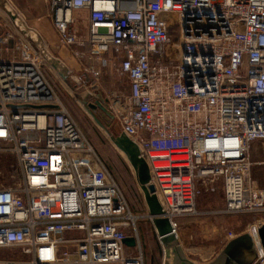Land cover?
Instances as JSON below:
<instances>
[{
    "label": "built area",
    "instance_id": "1",
    "mask_svg": "<svg viewBox=\"0 0 264 264\" xmlns=\"http://www.w3.org/2000/svg\"><path fill=\"white\" fill-rule=\"evenodd\" d=\"M47 1L90 88L105 68L126 76L128 93L108 110L137 144L176 236L200 184L222 181L223 213L264 212L251 175L264 165L252 158L264 155V0ZM75 11L87 12L84 35L71 30ZM41 67L17 31L0 33V151L18 174L0 188V249L16 253L0 264H143L124 253L136 217ZM255 243L250 264H264Z\"/></svg>",
    "mask_w": 264,
    "mask_h": 264
},
{
    "label": "rangeland",
    "instance_id": "2",
    "mask_svg": "<svg viewBox=\"0 0 264 264\" xmlns=\"http://www.w3.org/2000/svg\"><path fill=\"white\" fill-rule=\"evenodd\" d=\"M6 1L24 20L25 24L34 29H36L34 25L37 22L36 19L49 14L47 0ZM78 14L79 12H73L74 20L71 25V30H75L79 35H84L86 33V27L84 28L83 22L84 15ZM45 18H49V22L53 26L51 18ZM0 20L2 22L7 21V29L13 28L17 31L2 7V3H0ZM176 31L177 27L172 22L168 28L170 40L174 41L176 39ZM49 34V39L53 43H48L49 41L43 39L45 47L53 57L59 58L69 67L70 82L74 83V80L77 79L79 86H83L88 90L93 95V100L98 99L105 108L107 117H111V112L108 108L115 106V103L120 106L122 96L128 93L129 88L126 76L118 74L115 67L111 66L102 71L101 77L97 82V87L90 88V85H93L92 79L86 78L83 75V67L71 53V48L60 41L55 29L54 33L52 31ZM41 68L44 77L52 87L56 96L73 116L87 141L117 182L126 199L129 212L136 217L135 226L131 223L126 229V233H131L136 237L137 245H124L125 255L142 257L143 264H177L176 254L171 253L170 256H166L164 253L165 247L160 242L147 216V208L142 192L135 180L133 169L129 165L123 152L114 146L108 132L96 124L92 117L79 104L78 100L73 97L71 94L72 91L65 87L52 68L43 60ZM106 114L104 112L102 113V121L106 123L107 130L112 135L119 134L120 125L118 121L112 117L111 120L110 118H108L109 120L106 119ZM252 158L255 161H263L264 155L259 154L257 156L253 154ZM16 168L15 157L7 151H0V188L9 187L16 183L18 178ZM251 175L258 177L259 185L264 187V165H254L251 170ZM206 184H200L201 190L196 199V213L177 218L176 245L180 250H184L189 258H193L194 260H198L200 256L198 253L199 250L200 253H203V257L210 255V259L206 263L209 264L213 260L223 256V249L231 239L248 231H254L257 226L253 224H259L264 220V212L242 214L223 213L221 212L224 205L222 181L216 180L212 183V187L210 185L206 186ZM13 257H16L15 251L0 249V258Z\"/></svg>",
    "mask_w": 264,
    "mask_h": 264
},
{
    "label": "water",
    "instance_id": "3",
    "mask_svg": "<svg viewBox=\"0 0 264 264\" xmlns=\"http://www.w3.org/2000/svg\"><path fill=\"white\" fill-rule=\"evenodd\" d=\"M0 3H2V7L15 29L27 41L34 52L52 68L65 87L72 91L71 94L73 97L78 100L79 104L92 117L96 124L108 132L114 146L125 155L129 165L133 169L135 180L142 192L147 208V216L160 242L165 247V255L169 256V250L173 249L182 261L193 264L186 257L182 256L180 249L176 245L177 236L172 232L168 218L163 216L164 212L158 198L156 187L151 183L149 167L140 155L137 144L122 132L117 135L109 133L106 123L102 121V113H107L105 108L99 102L93 100V95L88 90L83 86H79L77 79L74 80V83L70 82L69 67L59 58L53 57L50 54L45 47L40 33L36 29L27 26L24 20L6 0H0ZM108 118L111 120V117H107L106 114V119ZM256 232L261 246L264 247V223L257 228ZM123 243L127 246H136L137 239L134 236H126L123 238ZM222 253L224 256V262L222 264H250L256 255V243L253 234L248 231L231 239L225 245Z\"/></svg>",
    "mask_w": 264,
    "mask_h": 264
},
{
    "label": "crops",
    "instance_id": "4",
    "mask_svg": "<svg viewBox=\"0 0 264 264\" xmlns=\"http://www.w3.org/2000/svg\"><path fill=\"white\" fill-rule=\"evenodd\" d=\"M77 12H79V14H81V15H84L83 22H84V27H86V25H87V12L86 11H76V13ZM45 17H50V16H49V14H47V15H45ZM45 17L44 16H41L40 18H37L36 19L37 22L34 25H35V28L41 33L43 39L46 40V41H49L48 43H51L52 44L53 42H51V40L49 39V35H50L49 33L52 32V31L54 33V28L51 25V23L49 22L50 19L49 18H45ZM7 26H8L7 25V21L2 22L0 20V33L5 32L7 30ZM178 239H179V237H178ZM180 252H181L182 256L186 257L193 264H206L207 263V260L210 259V255L203 257L202 256L203 253H200V250L198 252L200 254V256L198 257V260H194L193 258H189L185 254V251L184 250H180ZM171 253L175 254V252L173 251V249H170L169 250V256L171 255Z\"/></svg>",
    "mask_w": 264,
    "mask_h": 264
},
{
    "label": "flooded vegetation",
    "instance_id": "5",
    "mask_svg": "<svg viewBox=\"0 0 264 264\" xmlns=\"http://www.w3.org/2000/svg\"><path fill=\"white\" fill-rule=\"evenodd\" d=\"M176 262L177 264H189L187 261H182L178 255L176 254ZM224 262V256H222L221 258H218L216 260H213L212 262H210L209 264H222Z\"/></svg>",
    "mask_w": 264,
    "mask_h": 264
},
{
    "label": "bare ground",
    "instance_id": "6",
    "mask_svg": "<svg viewBox=\"0 0 264 264\" xmlns=\"http://www.w3.org/2000/svg\"><path fill=\"white\" fill-rule=\"evenodd\" d=\"M40 59H41V58H40ZM96 101L99 102V104H101L100 101H99L98 99H97ZM256 230H257V228H256L254 231H251V232H250V233L253 234V236H254L255 239H257V232H256Z\"/></svg>",
    "mask_w": 264,
    "mask_h": 264
}]
</instances>
